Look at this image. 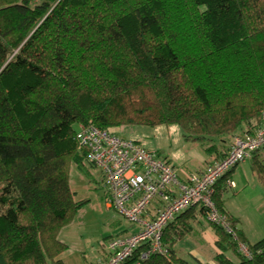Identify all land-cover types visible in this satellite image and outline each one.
I'll return each mask as SVG.
<instances>
[{
    "label": "trees",
    "instance_id": "16d2710c",
    "mask_svg": "<svg viewBox=\"0 0 264 264\" xmlns=\"http://www.w3.org/2000/svg\"><path fill=\"white\" fill-rule=\"evenodd\" d=\"M263 112L264 0H0V264H64L60 234L88 201L72 189V166L96 169L76 139L81 127L229 137L215 162L241 129L261 127ZM253 160L264 186V163ZM233 170L214 201L237 241L192 205L164 228L162 253L140 260L142 243L120 264H209L176 249L199 214L217 237L215 264H264V238L250 241L225 209Z\"/></svg>",
    "mask_w": 264,
    "mask_h": 264
},
{
    "label": "built area",
    "instance_id": "2783aa9c",
    "mask_svg": "<svg viewBox=\"0 0 264 264\" xmlns=\"http://www.w3.org/2000/svg\"><path fill=\"white\" fill-rule=\"evenodd\" d=\"M262 119L258 129L235 137L234 146L224 159L210 163L202 174L189 175L185 182L170 162L140 142L93 125L81 127L76 139L79 147L87 150V163L104 178L109 206L137 226L130 235L111 238L105 247L108 257L99 264H120L142 243L148 247L140 260L162 253L161 239L168 222L198 203L205 209L210 223L222 227L237 241L232 224L214 201L215 184L233 167L264 149V112ZM229 186L235 187V184L229 182ZM157 198L164 206L152 217L150 207ZM239 249L244 256L251 257L246 245L241 243Z\"/></svg>",
    "mask_w": 264,
    "mask_h": 264
},
{
    "label": "rangeland",
    "instance_id": "374dc122",
    "mask_svg": "<svg viewBox=\"0 0 264 264\" xmlns=\"http://www.w3.org/2000/svg\"><path fill=\"white\" fill-rule=\"evenodd\" d=\"M124 130L126 131L125 134L122 132ZM241 130V132L244 131L243 129ZM116 132V134L123 138L141 140L148 149L156 151L161 156H172L173 158L175 156L173 160L177 163L178 172L184 176L187 173L195 174L198 172L201 168L198 159L210 160L209 145H204L206 142L198 144L187 142L183 137L182 131L175 125L156 128L126 126L120 128V130H116ZM258 153H260L259 161L264 163V149L259 150ZM246 167L251 176L255 177L257 173L252 169V162L248 163ZM71 174V184L72 188L77 192V199H87L88 201L76 214L69 228L73 229L70 230L69 249L62 253L60 259L63 260L64 264H88L94 261L95 253L99 254V251L102 253L106 252L105 247L109 239L117 236L130 224L109 206L106 198V189L99 179V174L96 170L89 169V166L83 170L72 166ZM257 175L253 180H250V190L254 196H258L260 193L264 194V186L259 181ZM101 178L103 177L101 176ZM240 178L247 181V176L244 174H241ZM255 185L260 187L259 192L255 190ZM226 195L233 197L234 194H228L227 192ZM194 206L199 207V203L194 204ZM66 229L68 230L67 227ZM196 241L199 243H196ZM203 241L204 239L198 237L197 234H193L192 236H187L184 241L179 242L176 249L181 256L188 260H192L193 256L197 255L206 263L215 264L213 259L214 250L216 252L215 246L212 244H202ZM240 252L244 255L242 251ZM108 254V252L105 254L106 257H108ZM228 256L237 261L233 254L228 253Z\"/></svg>",
    "mask_w": 264,
    "mask_h": 264
},
{
    "label": "crops",
    "instance_id": "0c3cea01",
    "mask_svg": "<svg viewBox=\"0 0 264 264\" xmlns=\"http://www.w3.org/2000/svg\"><path fill=\"white\" fill-rule=\"evenodd\" d=\"M125 130L122 131L123 134L126 133ZM130 139L136 140V141L140 142L144 147H146L144 145V143L141 142V140H137L136 138H130ZM225 139H226V141L215 139V140L207 141L204 144V145H206V144L209 145L208 146V152L210 154V160L198 159V162L201 164V168L195 174L203 173L206 170V167L208 164L212 163L214 160H217V156L221 155L224 151L227 150V148H229L228 146H230L232 139L230 141H228L229 137H226ZM189 143H192V142H189ZM198 143H193V144H198ZM159 155H161V154H159ZM162 157L168 158L170 163L178 171V166L176 165L177 163L175 162V160H173L175 158V156H174V158L172 156L171 157L162 156ZM255 157H258V159H260V153L254 155L251 159L246 160L245 162L239 164L238 166H236L234 168V170L231 172V175L229 176V179L235 183V187L231 188L227 185L226 192L224 193L226 211L228 212V214L231 217L238 220V223H237L238 229L241 230L247 236V238L252 242H256V241L264 238V194L260 193V194H258V196L252 195V191L250 190L251 189L250 180L251 179L253 180V178H255L257 174L255 175V177L251 176V173L249 171H247V167H246V165L248 163H250V162L253 163V161H254L253 159ZM93 170H96L98 172L99 179L102 181L101 172L97 169H93ZM178 174H179V172H178ZM187 174L185 176L179 174L180 180L185 181L189 177V175H194V174H188V175ZM241 174H244L247 176V181H244L243 179L241 180V178H240ZM233 177H235V179H233ZM71 186H72V184H71ZM254 188L256 191H258V192L260 191V187L258 185H255ZM227 192H228V194H230V193L234 194L233 197L227 196L226 195ZM161 207H162L161 199L157 198L151 204L150 213L152 215H155ZM196 210L199 211V207H196ZM193 225H194L193 234H197L198 237H200L201 239H204L202 244H204V243L207 245L212 244L216 248L215 242H216L217 237L215 235V232L212 229V226L202 216V214L198 215V217L194 221ZM70 226L67 227L68 230L65 228L64 230H62V232L60 234L61 240L67 244L70 241V238H69V235L71 234L70 230H73V229H69ZM135 230H136L135 227L128 225L117 235H130ZM70 243L72 244V242H70ZM196 243H199V242L196 241ZM78 249H80V248H78ZM80 252L83 253L82 250H80ZM106 253L107 252H105V251L103 253L101 251H99V254L95 253L94 261L91 263H88V264H99L101 261H104L107 258L105 255ZM216 253H217V249H216V252L214 250V255ZM214 255H213V257H214ZM194 257L198 258V259L202 260V262L206 263L199 256L194 255Z\"/></svg>",
    "mask_w": 264,
    "mask_h": 264
},
{
    "label": "bare ground",
    "instance_id": "6f19581e",
    "mask_svg": "<svg viewBox=\"0 0 264 264\" xmlns=\"http://www.w3.org/2000/svg\"><path fill=\"white\" fill-rule=\"evenodd\" d=\"M246 132V131H245ZM245 132H241V133H239L238 135H242L243 133H245ZM237 135V136H238ZM235 139V138H234ZM234 143V142H233ZM239 165V164H238ZM238 165H236V166H238ZM235 166V167H236ZM235 167H233V168H235ZM175 168V167H174ZM176 169V168H175ZM177 170V169H176ZM177 173H178V171H177ZM200 174H202V173H200ZM195 175H199V174H195ZM178 176H179V174H178ZM180 178V177H179ZM182 181V180H181ZM186 181V180H185ZM185 181H183V182H185ZM231 182H233V181H231ZM234 183V182H233ZM235 184V183H234ZM194 206V205H193ZM200 207V206H199ZM210 224H212V223H210Z\"/></svg>",
    "mask_w": 264,
    "mask_h": 264
}]
</instances>
